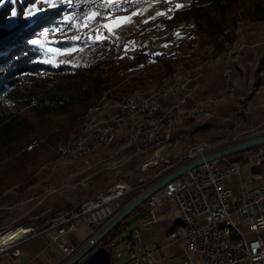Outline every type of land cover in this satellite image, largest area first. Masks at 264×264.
<instances>
[{
    "label": "rangeland",
    "instance_id": "rangeland-1",
    "mask_svg": "<svg viewBox=\"0 0 264 264\" xmlns=\"http://www.w3.org/2000/svg\"><path fill=\"white\" fill-rule=\"evenodd\" d=\"M38 1L43 2L46 6L44 9H37L36 6H32L24 14L28 21L37 19L47 8L53 9V7H50V3L53 0ZM182 1L167 0V3L163 4L144 5L128 14L110 18L108 22L104 23L107 27H104V34L100 38V41L104 40L105 43L91 44L89 47L82 48L76 46L65 47L67 45H48L47 52L56 56L55 59L51 60V63H55L54 67L61 65L73 67L87 61L94 62L97 60L101 62L113 60L117 63L118 57L113 58V56L118 53L121 42L129 36L135 42L131 47L134 51H138L142 47H147L149 50L158 48L160 45L158 42L167 37L169 29L159 32L155 29L150 30L149 27H142V18L146 20L148 17L155 15L157 9L170 8L173 4H178ZM2 2L14 3V0H2ZM178 7L182 8V6ZM235 8L233 12V14H236L234 40L230 45L226 46L223 52L218 54H200L198 45H195L197 42H195L192 43L195 45L193 54L188 58L181 57L178 61L172 62L171 72H167L166 68L161 64H147L137 73L124 75L125 71H123L121 72V75L124 76L122 81L112 88L111 94L113 96L110 95L109 91L103 92L107 93L109 99L115 100L143 89L154 88L153 90L157 91L164 79H169L173 75L183 76L188 72L191 77L196 73L193 70L198 69L201 74L200 78L198 77L197 80L195 79L189 85L191 88L197 85L198 92L196 95L191 94L189 98L194 102L199 101L202 103L210 95H219L224 91L223 70L228 65H232V80L235 82L233 95L228 96L220 104L209 109L212 115H218L219 118L208 122L204 121V123H196L192 119L182 120L180 124L176 125L178 126L177 132L174 134L173 142H171L174 145L165 146L164 148L158 145L148 146V155L143 154L137 159H133L134 147H132V143H135L136 140V143L138 142V135L136 140H132L133 142L131 141L126 146L124 143V141L126 142V137H124V132H122L116 139V145L96 150L88 158L73 164L63 163L58 158L57 149L60 145L73 138L79 131L87 111L82 118L79 117L75 120H72L71 114L57 113L39 119L34 117L33 112L29 108L22 106L19 98L7 96L3 103L2 111L17 114L26 119L30 124L31 132L30 130L25 131L18 141L11 142V144L0 142V234L19 227L30 229L31 231L28 235L30 238L22 243L24 244L36 234L45 231L57 217L64 214L68 215L94 195L108 192L120 182H127L130 186V192L132 191L131 193L138 195L139 192L134 191L136 184L139 187H143L155 179L165 177L167 175H164L165 172H163L166 169L164 168L166 167L165 162H173L174 158L172 155H175L181 148L186 149L194 143L207 142L214 145V148L222 147L223 149L252 137L264 135V21L253 22L245 19L246 12L243 7L237 6ZM14 22H16V10L15 7H12L6 26H11ZM180 25H183V23L174 25V28ZM34 41H38V43H34L37 46L41 43L39 39ZM184 42L186 44L192 41L188 39ZM228 49L232 51L230 57H222ZM41 61L48 63L44 55ZM127 62L129 60L123 61V63ZM64 75H75V71L66 70ZM53 79L57 81V79ZM54 80L50 84H53ZM220 95V97H224L225 93ZM190 100L188 101L189 104L191 103ZM171 115L173 113H169V116ZM69 126L70 132L62 134L58 141L53 140L55 134H59ZM132 127L130 126V128ZM66 134L67 138L65 139L64 136ZM30 140H32L31 145L28 144ZM32 146L33 149L31 150ZM259 150L248 151L243 157L246 156L247 159L250 158L249 160L254 159L257 157ZM148 159H151L149 161L150 164L148 163L149 165L143 170L142 165ZM159 159L163 162L156 163ZM249 160L244 164L239 162V164L243 165L242 173L244 171L249 172L253 166ZM94 192L97 193L93 194ZM45 194L55 195V198L52 197V202L55 201L53 207L63 205L64 211L56 213L57 207L53 209V212L51 210L48 211L44 205H48L49 197L51 198V196L44 197ZM172 203V201H169V208L163 212H157V224L150 230L140 231V236L143 240L147 238H157L159 242L166 240V232L172 225V221L168 219L172 218L173 220V216L176 215V210ZM163 214H167L168 219ZM197 222L199 225H203L205 222L204 217H198ZM235 224L241 231H245V225H239L236 221ZM137 225L138 222L125 226V229L115 241L116 250L111 257L113 264H128L130 261V247L132 246L133 250H137V246L132 245L129 240L130 235L134 241L136 240L135 229ZM91 238V231L82 226L71 232L67 237L68 241L78 247L77 253ZM16 244L11 246L12 249L16 247ZM96 246L103 247L101 243ZM32 249L34 251L38 250L37 247ZM90 252H87L83 258L88 256ZM54 253L55 250L53 248H45L38 255V262L47 259ZM0 254H3V252ZM70 257H61L58 263L64 264ZM183 263H185L184 260L176 258L151 264Z\"/></svg>",
    "mask_w": 264,
    "mask_h": 264
},
{
    "label": "built area",
    "instance_id": "built-area-1",
    "mask_svg": "<svg viewBox=\"0 0 264 264\" xmlns=\"http://www.w3.org/2000/svg\"><path fill=\"white\" fill-rule=\"evenodd\" d=\"M188 2L189 0H184L182 3L173 4V6L188 8ZM160 3H167V0H159ZM62 5H76V13L64 17L56 28H52L47 34L39 38L40 41L45 42L44 56L48 55L47 46L51 45L52 33H59L61 46V43H67L70 27H78L77 41L79 46L85 41L99 44L101 43L100 38L103 36V34H99V22H108L110 18L124 15L126 8L151 5V0H53L50 3V7H62ZM35 6L37 9H44L46 5L37 1ZM232 75L233 72H223L224 91L220 94L231 93ZM189 87L185 86V91H188ZM220 94L210 95V102H206V108H200V113L195 115L196 123H198V116H205V122L219 118L218 115H210L208 104H212L213 97H220ZM181 99L182 93L173 94L171 100L160 99L157 101L178 106ZM126 108L130 107L124 105L122 110ZM150 108H152V104L143 105L142 103L140 113L144 109ZM117 113L115 116H109L107 120L102 121L99 132L94 133L91 139H84V147H94L97 141H105V134L112 133V129L118 124ZM177 127L174 126V131H167L168 140H171L177 132ZM78 139H83V136ZM147 143H158L159 146V140H155V138L152 142H145V130H143L138 134V142L132 143V147H134L133 159L144 154ZM116 144L117 141L106 142V145ZM84 147H77V143L64 146V154L76 157ZM221 149L222 147L215 149H196L193 147V155L180 159L179 167L171 169L168 174ZM263 156L264 148L259 150L257 157L249 160L254 165V169L249 175L252 183L249 186H243V181L239 180L241 191L238 195L233 194L227 179L231 176H238L243 165L238 162H229L226 157L212 162H204L201 166L186 171L156 191L141 206L142 217L137 221L138 225L135 229L137 250H130L128 264L159 263L155 255H162L165 247L176 243H181L182 246L170 258L182 259L185 264H196L193 259L194 255L200 257V264H264V170H260L259 167V158H263ZM245 176L247 177L246 173ZM158 180L160 179L147 183L142 187L141 193L134 195L125 202H123L125 199L101 196L98 201H93L81 209L80 213L66 217L57 226H48L45 231H41L35 236L46 234L65 257L75 255L78 247L71 244L67 239L71 232L82 226L89 229L92 236L95 235ZM169 201L174 203L180 218L190 220L192 235H185L183 230L175 228V231L167 233L165 241L157 244L144 241L140 236V231L150 230L157 224V211ZM202 216L205 222L203 225H199L197 218ZM235 221L239 225L246 226V242L244 247H240L239 250H232L223 244V236L231 235V233L222 230V223H235ZM237 230L240 229L237 227ZM24 241L26 240L17 243L12 250L10 248L4 249L0 256L17 257L19 254L18 246Z\"/></svg>",
    "mask_w": 264,
    "mask_h": 264
},
{
    "label": "trees",
    "instance_id": "trees-1",
    "mask_svg": "<svg viewBox=\"0 0 264 264\" xmlns=\"http://www.w3.org/2000/svg\"><path fill=\"white\" fill-rule=\"evenodd\" d=\"M37 1L14 0V3H3L0 0V142L6 144L18 141L25 131L31 132L26 119L2 111L7 96L19 98L22 106L29 108L34 117L39 119L55 113L71 114L72 120L82 118L88 108L100 99L103 92L109 91L113 96L112 88L122 81L123 71L124 75L137 73L147 64H161L169 72L172 70V62L193 54L195 45H198L200 54L223 52L234 40L235 7H243L246 12L245 19L253 22L264 21V0H198L196 4L185 9L178 6L159 8L155 15L141 20L142 27H149L150 30L160 32L169 29L167 37L160 42L158 48L149 50L142 47L134 51L131 47L135 42L129 36L121 42L118 53L113 56L118 57L117 63L113 60L102 62L97 60L73 67L69 65L54 67V62L41 61L43 52L40 46L31 42L39 39L45 30L55 28L62 21L63 14L59 8H47L37 19L28 21L24 14L35 6ZM12 7L16 10V22L6 26ZM178 23L183 25L174 28ZM188 39L192 42L185 44L184 41ZM102 42L105 43L104 40ZM195 42L197 44H192ZM124 52L126 53L123 54ZM125 60L129 62L123 63ZM66 70H74L75 75H64ZM53 80L54 83L50 84ZM70 131L69 126L55 134L53 140L58 141L62 134ZM64 138H67V134ZM28 144L31 145L32 140ZM263 148L264 145L242 151L226 157V160L246 163L247 157H243L246 152ZM133 196L134 193L129 194L123 202ZM141 210L142 207H139L135 213H140ZM129 217L99 242L109 249L111 256L116 250L115 241L125 226H128ZM129 240L135 245L131 235ZM62 255L65 257L63 253Z\"/></svg>",
    "mask_w": 264,
    "mask_h": 264
},
{
    "label": "bare ground",
    "instance_id": "bare-ground-1",
    "mask_svg": "<svg viewBox=\"0 0 264 264\" xmlns=\"http://www.w3.org/2000/svg\"><path fill=\"white\" fill-rule=\"evenodd\" d=\"M127 1H136V0H127ZM197 1L198 0H190L188 2V7L192 4H196ZM152 4H159V0H151V5ZM142 6L144 5L139 6V8ZM55 8L61 9L63 18L70 14L76 13V5H62V7H53V9ZM182 8L184 9L186 7H182ZM136 9L138 8H126L125 14L133 12ZM104 23L105 22L98 23L99 34H104L103 33ZM49 31L50 30L44 32L42 36L44 34H47V32ZM77 38H78V27H70L67 43H61V46L67 45V46H76L82 48L87 46L89 47V45L92 44V41H85V43H80L79 46ZM51 45L60 46L59 33H52ZM39 46L40 49L42 50L41 52H43V50H45V42L41 41ZM231 52L232 51L228 49L227 52H225L222 57L229 58ZM44 57L47 58L48 62L56 58L55 55L50 53H48V55H45ZM232 70H233L232 65L231 66L228 65L227 67L224 68L223 72L232 73ZM193 72L196 73H194L191 77L189 76V72H188L183 76L173 75L171 78L168 77L169 79H164L161 87L159 86L160 88L159 89L157 88L158 89L157 91H154L153 90L154 88L143 89L138 91L137 93H133L129 95L127 94L115 100L109 99L107 93H103L101 99L95 105L91 106L87 110L83 124L81 125L79 131L75 134V136L66 143L58 147L57 155L59 160L62 161L63 163L73 164L75 162L86 159L94 151L104 149L110 146V145H106V142L116 141V139L122 132H124V137H126V142L124 141L126 146L132 140H136L137 138L136 136L140 134L141 131L143 130H145V142H152L155 138V140H159V147L164 148L165 146L174 145L171 143L174 140V136L171 138V140H168L167 131H174V126L180 124L182 120L184 121L187 119L190 120L192 119V121L196 122L195 115L200 113V108H206V102H210V97L208 96H207L208 98L204 99L203 102L201 101L202 103H200L199 101H197L198 102L197 103L196 101L194 102L193 100H190L191 98H189V96L191 94L196 95L198 92L197 85H194L192 88L190 86L188 91H185V86H189L190 84H192L195 81V79L197 80V78L201 75L198 72V69H194ZM231 85H232L231 93H225L224 97H213L212 104H208V111L210 115H212L211 111L209 110L210 108L215 107L216 105L220 104L225 98L233 95L235 82H233L232 77H231ZM181 93H182V99L180 105L178 106L172 104H163L161 101H157L160 99L163 100H169L170 98L173 99V94H181ZM189 100L191 101L190 104L188 103ZM142 103L143 105L152 104V108L144 109V111L140 113V108L142 106ZM124 105L125 107H130V108H126L122 110ZM116 112H118L117 113L118 124L115 128L112 129V133L105 134V141H97L94 147L93 146L84 147V139H91L94 133L99 132L101 122L107 120L109 116H115ZM169 113H173V115L169 116ZM204 121H205V116H198V122L204 123ZM130 126L133 127L130 128ZM80 136H83V139H78ZM73 143H77V147H84L82 149V152L76 155V157H71L69 154H64V146H70ZM153 145H158V143H147V147ZM193 147H195L196 149H215L214 145H211L207 142L194 143L193 145L187 147L186 149L184 148L179 149L177 153H175V155H172L174 158L173 162H169V161L165 162L166 167L164 168L166 169L163 170V172H165L164 175L166 174L168 175V172H170L171 169L178 168L180 165V159L185 158L186 156L193 155ZM144 154L148 155L147 148L145 149ZM150 160L148 159L146 163L142 165L143 170L150 164L149 163ZM160 162L163 161L159 159L156 163H160ZM259 167L260 170H264V156L263 158H259ZM141 190L142 187L141 186L139 187L136 184L134 191H138L139 193H141ZM131 192H130V186L127 182L125 183L120 182L108 192L98 193L94 195L91 199L82 203L78 208L71 211L68 215L64 214L63 216L57 217L51 222L49 226H57L58 224L62 223V221L66 217H72L74 216V214L80 213L81 209H84V207H86L93 201H98L99 197L101 196L117 197V199H122L124 196H126L128 193ZM180 221H181L180 222L181 225L178 228L183 230L185 232V235H192V226L190 220L181 218ZM222 230L231 233V235L223 236V244L225 246H228V248L232 250H239L240 247H244L246 242V232L237 230V226L235 223H222ZM30 231H31L30 229H26L25 227L24 228L19 227L15 230H10L5 233H1L0 253H2L4 249L5 250L8 248L12 249L11 246L15 245L16 243H19L22 240H26L30 238L28 237ZM171 231H175V229Z\"/></svg>",
    "mask_w": 264,
    "mask_h": 264
},
{
    "label": "water",
    "instance_id": "water-1",
    "mask_svg": "<svg viewBox=\"0 0 264 264\" xmlns=\"http://www.w3.org/2000/svg\"><path fill=\"white\" fill-rule=\"evenodd\" d=\"M264 145V135L252 137L250 139L241 141L232 146L226 147L220 151H217L211 155L204 157L203 159L196 160L185 167H182L162 179H160L155 185L147 189L144 193L139 195L134 201L126 206L119 214H117L110 222H108L101 230H99L91 239L79 250L78 253L70 257L64 264H111V254L107 247L96 245L118 224L129 217L127 225H132L139 221L142 217L141 213H135V211L141 207L144 202L153 195L156 191L165 186L168 182L180 177L186 171H190L198 166H201L204 162H212L214 160L223 159L225 157L253 149ZM89 255L83 258L84 255L89 252Z\"/></svg>",
    "mask_w": 264,
    "mask_h": 264
},
{
    "label": "crops",
    "instance_id": "crops-1",
    "mask_svg": "<svg viewBox=\"0 0 264 264\" xmlns=\"http://www.w3.org/2000/svg\"><path fill=\"white\" fill-rule=\"evenodd\" d=\"M258 154V153H257ZM256 156V155H255ZM250 158H248L249 160ZM254 169V165L251 167L250 171H244L242 173V169H241V175L239 176H231L227 179L228 185L231 187L233 194L234 195H238L241 191V188L239 186V180L243 181V186H249L252 183V179H250V174L252 173V170ZM245 173L247 174V177L245 176ZM98 192V191H97ZM94 192L93 194L97 193ZM92 194V195H93ZM129 194V193H128ZM127 194V195H128ZM51 196V198L49 196ZM45 194L44 197H49V202L48 205H44L46 206L48 211H52L53 209H55L57 206L53 205L55 204V201L52 202V197H56L55 195L52 196L50 194ZM125 198V196L123 197ZM122 198V199H123ZM173 207L176 210V215L173 216V220L172 218L167 217L166 215V219L171 220L172 221V225L171 227L168 229V231L166 233H168L169 231L178 228L181 225V218H180V214L177 211L174 203H172ZM167 208H169V202L167 204H165L162 208H160L157 212H163L165 211ZM64 207L63 205H60L56 208V213H60L64 211ZM60 211V212H59ZM164 215V214H163ZM164 215V216H165ZM158 218V217H157ZM165 219V221H167ZM157 238H153V239H145L144 241L148 242V243H152V244H157L159 243V241H157ZM70 242V241H69ZM73 245H76L72 242H70ZM181 243H176V244H172V245H168L167 247H165L163 254L159 255L156 254L155 258L160 262L166 261L171 259L170 257L177 252L180 248H181ZM37 247L38 250L34 251L32 248ZM52 249L55 250V253L52 256H49L47 259H43L42 261L38 262V255L45 249ZM29 249H31L29 251ZM18 251L19 254L17 257H13L11 258L10 256H0V264H59L58 262L61 260V257L63 256L61 253V250L50 240V238L46 235V234H40L39 236H35L32 239H30L29 241L25 242L22 245L18 246ZM194 262L196 264H200L201 263V259L198 255H194L193 256ZM181 261V260H180ZM185 264V263H183Z\"/></svg>",
    "mask_w": 264,
    "mask_h": 264
},
{
    "label": "snow or ice",
    "instance_id": "snow-or-ice-1",
    "mask_svg": "<svg viewBox=\"0 0 264 264\" xmlns=\"http://www.w3.org/2000/svg\"><path fill=\"white\" fill-rule=\"evenodd\" d=\"M104 27H107V25H104ZM31 43H38V41H32ZM41 47H42V45H41Z\"/></svg>",
    "mask_w": 264,
    "mask_h": 264
}]
</instances>
